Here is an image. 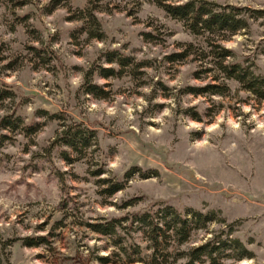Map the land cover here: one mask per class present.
<instances>
[{"label":"rangeland","instance_id":"374dc122","mask_svg":"<svg viewBox=\"0 0 264 264\" xmlns=\"http://www.w3.org/2000/svg\"><path fill=\"white\" fill-rule=\"evenodd\" d=\"M210 1L262 12L236 33L196 35L156 0H63L53 10L51 0H0V85L17 93L0 101V119L16 110L25 123L39 122L28 135L2 130L9 135L0 146L2 264H103L99 257L115 248L87 223L158 203L216 213L183 248L228 229L222 218L254 254L241 263L264 264V98L227 79L218 64L238 61L264 75V0ZM223 48L232 57H220ZM113 49L135 66L108 63ZM95 64L121 69L92 75L105 98L83 87ZM215 84L226 94L211 92ZM63 119L96 130L84 156L65 159L50 148ZM135 167L141 170L127 177ZM100 168L105 173L96 176ZM100 177L125 187L108 196ZM38 236L47 241L24 243ZM135 239L146 245L142 234Z\"/></svg>","mask_w":264,"mask_h":264},{"label":"trees","instance_id":"16d2710c","mask_svg":"<svg viewBox=\"0 0 264 264\" xmlns=\"http://www.w3.org/2000/svg\"><path fill=\"white\" fill-rule=\"evenodd\" d=\"M63 0H51L50 6L53 10L61 4ZM171 17L184 21L189 30L201 35L206 31L219 32L227 31L230 34L238 32L247 26L250 17L254 13H261V10H251L245 7H235L221 5L210 0H187L186 2L176 3L169 0H156ZM85 12V11H83ZM92 18L97 19L92 10ZM99 32V31H98ZM93 37L102 38V34L91 33ZM233 52L223 48L219 56L228 59L232 57ZM108 63H116L119 66H135L133 58L117 49L106 52ZM225 77L229 80L237 81L243 84L244 88L254 92L259 98H264V75L255 73L251 66L241 62L219 61ZM96 72L107 78L121 73L120 67L110 66L102 67L95 64L87 73L83 85L85 92L105 98L104 88L94 83L92 75ZM210 91L226 94L225 88L220 89L218 85H212ZM194 93L199 89L194 88ZM17 93L8 84L0 85V101L16 100ZM40 115L49 118L61 119V114L49 113L47 110H40ZM61 129L50 144V148L61 149V154L65 159H71L72 152L78 156H84L85 152L96 144V130L86 125L82 121L72 119L68 121L63 119ZM39 122L31 124L25 123L21 115L14 112L3 116L0 119V146L5 139L9 138L8 133L2 130L21 131L25 134H32L38 129ZM139 167L131 169L127 177L132 176ZM105 173L103 168L96 171V176ZM144 178L151 177L150 172L141 173ZM99 182L106 187L103 190L108 196H113L125 187V182L111 177H103ZM136 199H129L125 206H134ZM158 208L151 207L144 211H135L128 213L125 217H114L111 219H101L88 226L96 233L108 236L111 239L114 250L104 256L99 257L103 264H131L141 262L145 264H242L245 258H253L254 254L243 244L239 238H231L235 231V224H227L224 219H217L226 226L219 233H216L205 242L198 245L189 244L194 232L208 228V224L216 220L215 212H202L195 209L179 210L172 205H163L158 203ZM156 206V205H154ZM142 234L146 245H143L135 239V234ZM47 241L45 236L28 237L24 243L28 246H40ZM0 264L2 259L0 258Z\"/></svg>","mask_w":264,"mask_h":264}]
</instances>
